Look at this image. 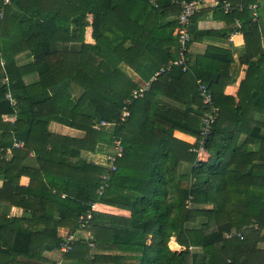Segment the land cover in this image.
Here are the masks:
<instances>
[{"label":"trees","instance_id":"16d2710c","mask_svg":"<svg viewBox=\"0 0 264 264\" xmlns=\"http://www.w3.org/2000/svg\"><path fill=\"white\" fill-rule=\"evenodd\" d=\"M182 1L190 0H10L6 5L0 0V79H6L0 83V120L3 114L16 115L12 126L0 127V264L48 263L43 254L59 250L62 241L57 230L77 233L80 217L97 203L126 210L130 217L92 212L84 229L93 240L74 243L61 253L64 259L264 264L258 247L264 244V117L254 121L255 112L264 116V51L249 9L258 0H217L224 20L241 22L248 45L245 59L253 83L237 100L223 94L230 78L225 71L203 73L188 63L186 72L172 66L156 75L178 58L175 25L163 20L179 15ZM223 2L230 4L228 13ZM88 29L93 44L85 41ZM24 52L34 61L17 67L15 58ZM142 57L147 63L136 74L149 86L133 100L132 91L145 84L138 86L122 69ZM31 73L37 81L25 84ZM197 79L217 110L206 138L200 131L210 108ZM126 106L129 116L120 121ZM100 121L109 126L97 129ZM51 122L83 137L51 133ZM176 131L194 137V143L178 140ZM112 136L120 139L123 154L99 196L106 169L82 156H99L105 142L107 152ZM200 146L206 161L193 152ZM182 164L188 168L180 171ZM23 176L29 179L26 186L20 185ZM5 206L23 215L7 217ZM171 238L184 250L171 251Z\"/></svg>","mask_w":264,"mask_h":264},{"label":"crops","instance_id":"0c3cea01","mask_svg":"<svg viewBox=\"0 0 264 264\" xmlns=\"http://www.w3.org/2000/svg\"><path fill=\"white\" fill-rule=\"evenodd\" d=\"M224 3V2H223ZM228 3V2H227ZM257 6L255 13L256 20L252 22L257 23L260 40H259V48L264 51V0H258L256 4ZM225 13V11H224ZM197 16L194 17L195 20H193V23L191 25L194 26L193 29V35H192V41L189 45V65L191 69L195 67V64L199 65L197 69H199V72H207V73H214L217 74L218 72H223L227 74V77L229 76V82L226 85V87L223 90V94L225 96H229L237 100V96L239 93L243 94H249L250 90L248 91V84L252 85L253 79L252 77L248 78V71H249V65L246 62L245 54H246V48L247 43L246 39L243 36L242 32L240 31V28H238V25L241 27V22L238 20H224L223 15L218 13V1L217 0H206L203 5L198 9L196 12ZM1 16V15H0ZM177 17H170L163 20L164 24L167 23H173L175 25L173 34L175 35V30L177 26ZM208 33L204 34L202 37L198 36V33ZM85 41L86 43L93 44V41L90 38V30L88 29L86 31L85 35ZM252 43H250L251 45ZM256 44V43H255ZM252 46V45H251ZM2 55H0L1 57ZM259 56L255 57L252 61H257ZM34 60L32 56L28 52H24L15 58V64L17 67H23L26 65H29ZM147 63V59L145 57L140 58L137 64H135L132 68H126L124 67L122 70L123 72L138 86L148 85L146 82H144L137 74L136 69L142 65ZM264 70V66H263ZM225 74V75H226ZM38 79V76L36 73H31L23 78V81L25 84H32L36 82ZM197 81H201V79H197ZM6 82V79H0V83ZM203 83V82H202ZM249 85V86H250ZM163 102H166L171 105H176L172 101L162 98ZM15 102L13 101L12 105H14ZM176 107H179V105H176ZM263 114L259 112L254 113V121H257L258 123H261L263 121ZM1 128H7L5 125L12 126L16 121V115L15 114H3L1 116ZM48 130L51 133L63 135V136H69V137H76L81 138L83 137V132H80L78 130L69 128L67 126L51 122L48 125ZM261 133L264 132V128H262ZM11 133V132H10ZM174 137L177 138L180 141H183L189 145H192L194 143V137L185 135L183 133H180L178 131L174 132ZM245 135L243 134L240 137V141H243L245 139ZM88 155V154H87ZM12 158V153L10 149H7L5 152V159L6 161H9ZM26 165L33 166V158H29L26 161ZM188 166L186 164H182L180 166V171L186 170ZM29 182L28 177L23 176L20 179V185L26 186ZM0 184H1V178H0ZM95 211L98 213H104L108 215H115L118 217L123 218H129L130 213L126 210H122L110 205L106 204H100L97 203ZM2 212L7 215V217H21L23 215V211L19 208L15 207H3ZM199 222V221H198ZM199 224H195L194 227H198ZM67 232H69L67 229L60 228L57 230L58 237L62 238ZM77 237H78V231H77ZM94 235L90 233L89 231L85 230L79 234V237L85 238V240L92 241ZM78 242V241H77ZM76 243V242H75ZM169 243H174L177 247H180L177 243L175 238H171L168 242V248L173 251L170 248ZM258 247L262 250H264V244H259ZM184 248H181L180 251L177 253L183 251ZM175 252V251H174ZM104 253V252H103ZM108 253V252H105ZM64 254H61L59 250H55L53 252H45L43 254V258L48 261V263H42V264H79L77 262L68 261L64 259Z\"/></svg>","mask_w":264,"mask_h":264},{"label":"built area","instance_id":"2783aa9c","mask_svg":"<svg viewBox=\"0 0 264 264\" xmlns=\"http://www.w3.org/2000/svg\"><path fill=\"white\" fill-rule=\"evenodd\" d=\"M206 0H190V1H182L180 5V13L177 16V26L175 30V36L177 37V42L179 44V50H178V58L174 61H171L169 63V66L165 69H161L160 72H158L156 75H159L160 73H163L166 69L168 70L170 67H180L183 72H186L189 69L188 63V53H189V45L191 43V32H190V26H191V19L195 15V13L198 11V9L203 5V3ZM10 0H3V4H9ZM230 4L227 2L223 3V8L225 13L229 12ZM242 8V6L240 7ZM249 9L251 10V13H255L256 5H250ZM253 21L256 20L255 14H252ZM238 28L240 26L238 25ZM198 84V92L200 97L203 100V104L210 108V110L207 112L205 111V114L202 117V126L200 135L203 138H206L207 135L210 133V129L212 124L214 123L215 117H216V108L213 106L212 96L209 90L207 89V86L203 84L201 81H197ZM149 85H144L141 88H138L134 91H132L131 99L135 100L137 98L143 97V94L145 91L148 90ZM8 98H10L8 96ZM129 116V111L127 109V106L124 107L120 113V121H124ZM109 126L105 121H100V123H97L96 128L102 129L103 127ZM15 147L21 146L19 143H14ZM193 152L197 154V158L200 161H206V151L203 146H200L199 148H194ZM123 154V148L121 146L120 139L118 137L112 136L111 137V145L110 149L105 152L98 162H95L96 164L105 167L106 173L101 176L102 184L99 186L97 194L101 196L104 192V190L107 187V182L110 178V173L114 172L116 170V162L118 159L122 157ZM206 158V159H205ZM97 204L91 205V212H89L86 216L80 217L78 221V225L80 226V230L78 231V237L76 233L67 232L63 237L62 241L59 247V251L61 253H68L72 250V247L75 242L79 241L78 238L79 234L84 231L85 225L88 223V221L91 219L92 212H95ZM225 237L227 239L231 238V234H226ZM85 240V239H84ZM93 246L92 244L90 245Z\"/></svg>","mask_w":264,"mask_h":264},{"label":"rangeland","instance_id":"374dc122","mask_svg":"<svg viewBox=\"0 0 264 264\" xmlns=\"http://www.w3.org/2000/svg\"><path fill=\"white\" fill-rule=\"evenodd\" d=\"M74 93H76V95L78 94V96H79V94H80V91L78 90V89H75L74 91H73ZM108 144L109 145V143H107V142H105V143H101V144H99V147L100 148H98V151H101V153H99V156H97V155H93V154H86V155H83L82 156V161H85V162H89L90 160H92V161H94V162H98L99 160H100V157L105 153V151H106V148H102L103 146H106V145ZM104 152V153H103ZM207 158V157H206ZM205 158V159H206ZM85 238H83V237H80V238H78V240L79 241H81V240H84ZM176 248L175 249H172L173 251H175V252H178V251H180L181 250V248H183V247H177V246H175Z\"/></svg>","mask_w":264,"mask_h":264},{"label":"bare ground","instance_id":"6f19581e","mask_svg":"<svg viewBox=\"0 0 264 264\" xmlns=\"http://www.w3.org/2000/svg\"><path fill=\"white\" fill-rule=\"evenodd\" d=\"M169 245H170V248H172V249H175L176 247V245L174 244V243H169Z\"/></svg>","mask_w":264,"mask_h":264},{"label":"water","instance_id":"95a60500","mask_svg":"<svg viewBox=\"0 0 264 264\" xmlns=\"http://www.w3.org/2000/svg\"><path fill=\"white\" fill-rule=\"evenodd\" d=\"M193 29H194V26L191 25V26H190V32H191V33L193 32Z\"/></svg>","mask_w":264,"mask_h":264}]
</instances>
